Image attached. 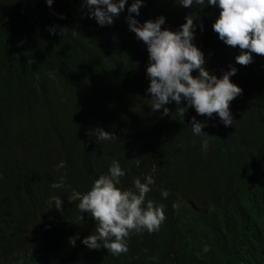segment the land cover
Listing matches in <instances>:
<instances>
[{
	"label": "trees",
	"instance_id": "16d2710c",
	"mask_svg": "<svg viewBox=\"0 0 264 264\" xmlns=\"http://www.w3.org/2000/svg\"><path fill=\"white\" fill-rule=\"evenodd\" d=\"M132 3L113 25L99 27L80 0H53L51 7L46 0H0V264H127L82 243L96 221L68 199L90 191L113 161L124 168L123 190L135 191L133 177L152 171L155 185L172 194L200 185L209 173L245 166L249 188L218 222V245L203 252L184 244L183 264H199L207 254L215 264H264V171L251 177L264 167V56L253 53L251 64L237 66L230 79L243 91L230 104L233 124L226 127L215 114L221 136L212 139L206 121L204 150V136L194 135L189 122L194 107L166 106L186 107L183 118L176 109L168 117L152 110L147 45L129 31L127 18L143 24L163 16L162 30L179 32L192 16V42L216 77L217 67L236 62L241 50L214 31L221 10L207 0L188 8L177 0H144L139 15L128 12ZM96 128L116 138L98 141ZM61 177L64 187L53 188ZM53 197L62 199V210ZM157 197L154 205L172 198ZM161 232L147 264H179L162 251L173 228Z\"/></svg>",
	"mask_w": 264,
	"mask_h": 264
},
{
	"label": "clouds",
	"instance_id": "9594fccd",
	"mask_svg": "<svg viewBox=\"0 0 264 264\" xmlns=\"http://www.w3.org/2000/svg\"><path fill=\"white\" fill-rule=\"evenodd\" d=\"M49 7L53 0H46ZM128 0H80V9L84 15L99 27L113 25L122 18ZM183 7L203 6L205 0H177ZM211 6H218L219 18L213 25L219 38L228 46L238 47L241 54L236 62L218 66L217 77L205 68V58L201 50L193 44L196 25L192 16L186 17L182 30L174 32L162 30L165 23L163 16L157 20H148L140 24L131 15L127 20L129 31L147 45L149 66L147 75L150 78L148 92L151 94L152 110L163 109L162 116H167L176 109L166 107L172 102L181 105L187 102L188 108H195L197 114L190 115L191 130L196 136H204L202 148L209 147V134L203 129L206 121L212 124V135L215 139L221 136L220 123L215 125L218 114L224 125L231 126L233 117L230 104L242 94V88L234 84L230 77L237 72V66H247L253 62V53L264 56V0H207ZM144 0H133L128 12L139 15ZM63 18V17H61ZM55 35L56 29L50 28ZM63 32V31H62ZM198 71L199 74H192ZM144 86V85H143ZM181 118L187 108L177 107ZM200 116H206L200 118ZM98 141L116 138L115 135L95 129ZM91 135V133H90ZM139 166L140 160L136 159ZM61 163L60 167H63ZM264 171V167L253 171L251 177ZM153 172H143L133 177L135 191L123 190L121 178L125 176L124 168L119 161H113L109 173L101 175L86 194L73 191L69 202L79 201L78 208L83 213H90L96 221L95 232L83 239L82 243L95 253H104L122 257L127 264H147L151 259L158 236L163 230H170L162 251L167 262L183 264L184 244L193 248L202 247L205 252L217 244V226L222 216L233 205L238 195L245 192L250 185L247 170L243 167L229 166L218 173H209L195 183L180 187L179 193L168 190L162 192L155 185ZM1 178V173H0ZM65 178L52 185L59 189L64 187ZM181 192L188 199L176 200ZM171 201L153 203L158 195ZM55 208L62 210V199L53 197ZM83 218V217H81ZM189 237V240L187 239ZM75 246L76 238H70ZM216 257L207 254L202 256L199 264H215Z\"/></svg>",
	"mask_w": 264,
	"mask_h": 264
}]
</instances>
